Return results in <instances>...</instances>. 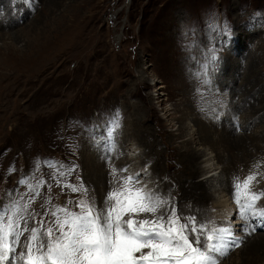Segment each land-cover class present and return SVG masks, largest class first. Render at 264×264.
Here are the masks:
<instances>
[{
    "label": "rangeland",
    "instance_id": "374dc122",
    "mask_svg": "<svg viewBox=\"0 0 264 264\" xmlns=\"http://www.w3.org/2000/svg\"><path fill=\"white\" fill-rule=\"evenodd\" d=\"M36 44L44 50L32 56ZM205 75L221 77L209 93L215 79ZM256 79L264 83V0H0V205L19 202L23 211L20 197L31 200L27 227L43 219L47 228L60 208L79 212L80 200L104 208L106 195L135 172L136 186L166 202L155 216L175 209L181 222L212 218L216 202L234 200L229 182L219 184L220 158L264 150ZM200 123L211 138L190 146L210 152L207 166L218 168L209 174L219 181L210 215L187 210L190 188H180L185 203L173 197L182 143ZM23 179L44 181L39 195L25 198ZM234 251L220 264L241 257Z\"/></svg>",
    "mask_w": 264,
    "mask_h": 264
},
{
    "label": "snow or ice",
    "instance_id": "6c2138e0",
    "mask_svg": "<svg viewBox=\"0 0 264 264\" xmlns=\"http://www.w3.org/2000/svg\"><path fill=\"white\" fill-rule=\"evenodd\" d=\"M118 127L113 124L112 130ZM137 179L129 176L120 187L111 190L102 209L97 210L84 200L77 205L79 212L58 209L52 213V226L47 228L41 219L39 227L29 229L27 224L32 217L23 214L19 202L0 205V264H220L221 258L241 245L231 224H197L195 217L181 222L175 209L167 219L164 214L155 216L166 202L146 187L136 186ZM255 179L252 174L243 182L237 178L234 183L238 215L246 222H264V208L258 207L264 192L252 190ZM20 183L33 190L27 179ZM44 183L39 181L35 187ZM67 187L80 191L72 185ZM30 203L31 200L24 209ZM141 214L155 218L138 219ZM249 227L251 235L256 229ZM25 232L29 235L23 250L18 252Z\"/></svg>",
    "mask_w": 264,
    "mask_h": 264
},
{
    "label": "bare ground",
    "instance_id": "6f19581e",
    "mask_svg": "<svg viewBox=\"0 0 264 264\" xmlns=\"http://www.w3.org/2000/svg\"><path fill=\"white\" fill-rule=\"evenodd\" d=\"M35 46H37L34 49L35 51H33L30 54L32 56L35 53H37V54L42 53V50H44L43 49L44 45L36 44ZM30 61H31V59H30ZM225 63H227V62H225ZM223 68L225 70V66ZM205 76H210V77H213L215 79L213 81L214 83L213 82H212V84H211V82L207 83L205 85V87H204L205 89H207V93H209L211 91H214V88H217V87H214V86H215L216 83L220 82L221 77L211 76V75H205ZM215 81H216V83H215ZM255 82L258 83L259 86L255 87V89H254L255 93H254L253 97H258L260 95H262L264 97V83H263V81L261 79H256ZM258 90H260L262 94L257 95V91ZM202 91L204 92V89ZM222 91L226 92L227 89H223ZM185 95H188V93L185 94ZM203 100H204V98H203ZM203 103H204V101H203ZM229 105H230V103H229ZM211 118H213V117L211 116L210 119ZM208 122L214 123V122H216V120L213 118L212 120H209ZM200 124L201 125H197L199 128L196 129V132L191 133L190 131H188V132L186 131L188 133L187 135L190 136V138H188L189 142L188 143L184 142V144L182 143V147L185 150H183V152L181 153L182 155H179L180 159H178V160L180 162L176 160L178 162V164L181 166V168H179V170H177V169L175 170L178 173H179V171L181 169L184 170V171H182L179 175L177 174L176 175L177 178H175V179L173 178L172 179L173 181H177V184H178V186L175 187V189L177 190L176 191L177 193L174 194V196L173 195L172 196L174 197V202L177 201L179 203V205H181L182 203H185V198H184V193L183 192L180 193V191L182 189L185 190L186 188H190V189L185 190L188 194L191 195V197H193L192 198V202H191V207L189 209H187V210L188 211H197V210L201 211V210H204L207 215L208 214L210 215V212H209L210 208L208 210V207H209L210 200L213 199L212 193L210 191V188L211 187H215L216 188L218 185L215 183L217 178H213L214 174L212 176H209V174L213 173V171H217L218 168L214 169V168L211 167L212 165L211 166H207L213 160L212 159V155L210 156V154H211L210 152H208V151L206 152L204 150H203V152H199L196 149L191 147L193 145V143H196L197 141L202 142V139L205 141V139H210L211 138L210 130L208 129V126L207 125H202V123H200ZM141 133H142V131H141ZM180 135H182V133H180ZM185 135L186 134L184 133L183 137ZM190 144H191V146H190ZM169 146H171V145H169ZM185 146L188 147V148H185ZM89 156L91 157L90 154H89ZM263 158H264V150L259 152L258 149H254L252 154H250V155H243V156H240V157H238L236 155L235 156L230 155V156L227 157V159H222V160L220 158L219 161H222V163H225L226 166H224V169L221 170V173L223 174V177L225 176V179L224 178L223 179L219 178V181H220L219 184L221 185V182L223 180L226 181V183L229 182L228 190L231 192V194L234 193L232 195L234 197V195H235L234 184H230L231 181L234 182L235 179L240 177L239 180L241 182H243L247 176L255 174L256 179L253 182H251L252 183V190L256 191V192H264V162H262L263 166L259 165V163H260L259 161H261V160L264 161ZM86 161H88V160H86ZM199 161H200V163H199ZM90 162L91 161H88L87 168H88V165L90 164ZM201 163H203V164L201 165ZM238 164L239 165L241 164L239 169L243 168L242 171L239 170L240 171L239 174H237V172H236ZM94 169H96V168H94ZM229 170H230V172H228ZM87 172H88V169H87ZM231 172L232 173H236L235 177L232 176L233 177L232 178L231 175L230 176L228 175V173L230 174ZM198 174H202V175L205 174V175H204L203 178L199 179V178H197ZM99 176H100V174H99ZM194 178H196V179L194 180ZM184 179H186V182H184L182 184V186L180 187V184H179L178 181L182 182V181H184ZM189 180H191V181H189ZM219 181L217 180V182H219ZM255 183L256 184L259 183V185H256L257 187H254L253 184H255ZM172 184L173 183H171V185ZM180 188H182V189H180ZM169 192H172V190H170ZM199 192H201V195H202L201 199H200V193ZM260 201L264 203V199H261ZM233 202H235V199H234ZM214 205L217 206V207L215 206L216 208H219L218 211L217 212H213V215H212L213 217L215 216L214 218H217V219H220V218L221 219H228L230 217V215L234 211H236L235 208L233 207V205L228 204L227 200H220V201L216 202ZM194 207H196V208H194ZM197 216H199V217H195L197 224H198V222H202L203 218H205V219H210L211 218V216H209L210 218L208 216L207 217H205V216L200 217L202 215H197ZM250 231H251V229H249L247 227L243 228L240 231L242 233H245V238H246V239L242 240V243H245L248 240V238L250 236L254 235V234H257L256 238L254 240H252V241H249L247 243L248 245L244 244L243 245L244 247L242 246V247H240L238 249L235 248L234 255L237 256L238 255L237 253H240L239 255H241V252H242L241 257L238 258V259L237 258L233 259V260L231 259L232 258L231 257V258H229V260H230L229 263H224V264H264V229L255 230L254 232H251V235H248L247 233L250 232ZM245 245H247V246L245 247ZM234 255H232V256H234Z\"/></svg>",
    "mask_w": 264,
    "mask_h": 264
}]
</instances>
